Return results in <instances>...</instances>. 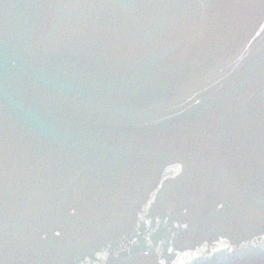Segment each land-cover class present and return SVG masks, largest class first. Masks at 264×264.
Returning a JSON list of instances; mask_svg holds the SVG:
<instances>
[{
	"label": "water",
	"instance_id": "water-1",
	"mask_svg": "<svg viewBox=\"0 0 264 264\" xmlns=\"http://www.w3.org/2000/svg\"><path fill=\"white\" fill-rule=\"evenodd\" d=\"M0 264H264V0H0Z\"/></svg>",
	"mask_w": 264,
	"mask_h": 264
}]
</instances>
